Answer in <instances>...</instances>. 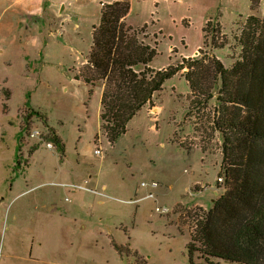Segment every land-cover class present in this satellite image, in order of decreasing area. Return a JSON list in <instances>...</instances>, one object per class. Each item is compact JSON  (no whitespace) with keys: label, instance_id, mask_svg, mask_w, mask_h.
Listing matches in <instances>:
<instances>
[{"label":"rangeland","instance_id":"obj_1","mask_svg":"<svg viewBox=\"0 0 264 264\" xmlns=\"http://www.w3.org/2000/svg\"><path fill=\"white\" fill-rule=\"evenodd\" d=\"M131 1L128 23L147 26L146 42L158 43L157 70L196 51L192 58L212 54L231 69L242 60L248 18L264 19V0L256 10L252 0ZM65 2L56 18L36 28L15 26L0 6V241L7 235L12 247L2 246L0 258L9 260L10 253L11 264H191L187 245L196 223L189 219L180 230L177 211H210L227 193L223 135L205 131L198 113L187 116L191 88L181 73L111 145L101 131L102 83L91 94L77 80L101 1ZM33 111L42 117L25 120ZM48 118L64 139L65 157L30 138L38 130L55 145ZM194 262L204 264L201 254Z\"/></svg>","mask_w":264,"mask_h":264},{"label":"trees","instance_id":"obj_2","mask_svg":"<svg viewBox=\"0 0 264 264\" xmlns=\"http://www.w3.org/2000/svg\"><path fill=\"white\" fill-rule=\"evenodd\" d=\"M261 1L252 0L254 10ZM132 7L131 0L103 6L101 22L93 28L90 56L77 78L91 87V94L97 83L104 87L101 131L115 145L143 108L155 107V97L164 91L166 82L182 73L191 88L187 116L198 113L208 126L205 131L223 135V170L229 185L212 210L177 211L180 230L189 219L196 223L187 245L190 262L195 264L199 253L204 264H220L215 260L264 264V19L248 18L241 38L243 57L231 69L209 54L157 70L152 63L158 43L146 42L147 26L134 29L129 25ZM213 100L217 106L211 104ZM34 115L42 117L33 111L25 120ZM50 130L55 148L65 157L64 139ZM19 166L17 162L14 173Z\"/></svg>","mask_w":264,"mask_h":264},{"label":"crops","instance_id":"obj_3","mask_svg":"<svg viewBox=\"0 0 264 264\" xmlns=\"http://www.w3.org/2000/svg\"><path fill=\"white\" fill-rule=\"evenodd\" d=\"M96 1H101V6H100V13H101L103 6H105L107 4H112L116 1L120 2L123 0H106L104 2H103V0H96ZM58 3H61V4H58ZM64 3H66L65 0H0V6H5L6 9H8L11 12V20L15 23V26L22 25L25 23H29L30 26H32L33 28L38 27L39 22H41L43 20L47 21L48 19H51L53 17L56 18V16H57L56 14L58 13V10H59L58 8H60L61 5ZM132 4H133V2H132ZM64 9H65V7H62V11ZM61 16H62L61 18H64V14H61ZM64 20H65V18H64ZM127 21H128V18H127ZM100 22H101V20H100ZM91 48H92V46H91ZM197 52L198 51L194 52L193 55L184 56V58L194 57L197 54ZM87 59H86V61H87ZM89 88H91V87H89ZM102 90H103V88H102ZM102 90H101V101H102V94H103ZM143 110H144V108H143ZM101 114H102V102H101ZM100 118H101V116H100ZM48 120H49L48 124L50 125V128H53L50 124L51 121L49 118H48ZM16 155H18V153ZM16 155H15V158L17 157ZM30 158H32V156ZM29 162H30V160H29ZM28 167H29V165L27 166V168ZM0 189H1V187H0ZM0 205H2L1 190H0ZM2 220H3V217L0 216V229H1ZM1 234L2 233L0 231V239H1ZM2 246H3V248H7L9 251L12 250L11 243L9 242V238L7 235L5 236V238L2 241H0V248H2ZM3 256H4V254L0 258V264H11L10 260L13 256L10 257V253H9V255L7 256V258H9V260H6V258H3Z\"/></svg>","mask_w":264,"mask_h":264},{"label":"built area","instance_id":"obj_4","mask_svg":"<svg viewBox=\"0 0 264 264\" xmlns=\"http://www.w3.org/2000/svg\"><path fill=\"white\" fill-rule=\"evenodd\" d=\"M29 135H30V138H31V139H38V141L47 144V147H48L49 149H55V145H54L53 143H47V141L44 140L45 138H43V134H42L41 131L35 130L34 132H32V133L29 134ZM46 136L48 137V135H46ZM39 139H40V140H39ZM96 154H97V156H102V155H103V151H102V150H96ZM219 182L222 183V182H223V178H220V179H219ZM143 186H147V184H146V183H143ZM152 186H153V187H157L158 184H157V183H152ZM156 211L159 212V213H161V214H162V213L165 214V213L168 212L166 209L163 210V209H161V208H158Z\"/></svg>","mask_w":264,"mask_h":264}]
</instances>
